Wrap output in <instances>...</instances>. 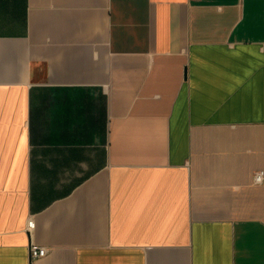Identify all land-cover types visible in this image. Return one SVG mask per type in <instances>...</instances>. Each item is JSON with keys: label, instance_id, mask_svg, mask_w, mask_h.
I'll list each match as a JSON object with an SVG mask.
<instances>
[{"label": "crops", "instance_id": "obj_1", "mask_svg": "<svg viewBox=\"0 0 264 264\" xmlns=\"http://www.w3.org/2000/svg\"><path fill=\"white\" fill-rule=\"evenodd\" d=\"M257 171L264 0H0V264H264Z\"/></svg>", "mask_w": 264, "mask_h": 264}, {"label": "built area", "instance_id": "obj_2", "mask_svg": "<svg viewBox=\"0 0 264 264\" xmlns=\"http://www.w3.org/2000/svg\"><path fill=\"white\" fill-rule=\"evenodd\" d=\"M264 181V171H257L254 175V182L256 184H261ZM35 226V222L33 219L29 221L28 227L33 228ZM49 250L47 247L37 245L35 243H31L30 246V256L32 260L40 259L47 256Z\"/></svg>", "mask_w": 264, "mask_h": 264}]
</instances>
